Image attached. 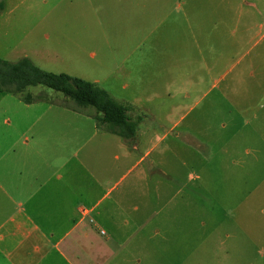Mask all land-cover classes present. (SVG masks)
<instances>
[{
	"label": "rangeland",
	"instance_id": "rangeland-1",
	"mask_svg": "<svg viewBox=\"0 0 264 264\" xmlns=\"http://www.w3.org/2000/svg\"><path fill=\"white\" fill-rule=\"evenodd\" d=\"M0 1L1 59L96 82L138 121L143 166L164 172L150 181L159 212L147 229L177 219L146 264H264V38L252 0H149L145 20L124 0ZM23 94L53 105L58 117L41 118L53 135L106 130L94 107L52 88ZM28 105L0 92V129L30 119Z\"/></svg>",
	"mask_w": 264,
	"mask_h": 264
},
{
	"label": "crops",
	"instance_id": "crops-1",
	"mask_svg": "<svg viewBox=\"0 0 264 264\" xmlns=\"http://www.w3.org/2000/svg\"><path fill=\"white\" fill-rule=\"evenodd\" d=\"M124 1L126 15L145 20L149 0ZM252 1L253 15L262 20L251 28L264 38V0ZM28 104L36 110L30 119L14 125L7 119L0 129V264H146L156 258L149 250L153 240L165 239L161 225L177 220L159 219L147 229L159 212L148 200L150 181L164 173L159 162L143 166L149 150L136 152V135L107 129L88 138L53 135L41 121L51 111L58 117L53 105ZM154 183L156 195L158 179Z\"/></svg>",
	"mask_w": 264,
	"mask_h": 264
},
{
	"label": "trees",
	"instance_id": "trees-1",
	"mask_svg": "<svg viewBox=\"0 0 264 264\" xmlns=\"http://www.w3.org/2000/svg\"><path fill=\"white\" fill-rule=\"evenodd\" d=\"M36 85L61 92L81 106L94 107L97 120L112 133L125 138L134 137L137 133L138 121L130 116L129 107L117 101L97 83L67 73L46 71L28 57L16 62L0 58V92L15 93L24 102L32 103L43 97L34 98L30 94L24 95L23 91L28 86Z\"/></svg>",
	"mask_w": 264,
	"mask_h": 264
}]
</instances>
